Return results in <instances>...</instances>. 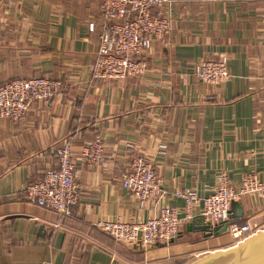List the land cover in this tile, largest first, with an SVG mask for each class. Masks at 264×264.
I'll list each match as a JSON object with an SVG mask.
<instances>
[{
	"label": "crops",
	"instance_id": "1",
	"mask_svg": "<svg viewBox=\"0 0 264 264\" xmlns=\"http://www.w3.org/2000/svg\"><path fill=\"white\" fill-rule=\"evenodd\" d=\"M102 1L0 0V85L64 81L60 95L33 102L21 120L0 118V264H186L233 247L232 237H203L192 228L205 225L195 213L172 241L141 250L98 224L118 215L145 221L165 205L181 211L176 192L206 197L220 174L264 181V3L169 0L162 12L170 34L130 68L99 59V33L89 24L99 27ZM219 56L228 59L225 84L193 76L195 62ZM96 135L101 165L84 156ZM68 140L79 196L61 216L30 203L24 189L57 168L55 149ZM135 156L152 161L161 179L163 196L145 207L120 184ZM230 216L264 228V200L244 196Z\"/></svg>",
	"mask_w": 264,
	"mask_h": 264
},
{
	"label": "built area",
	"instance_id": "2",
	"mask_svg": "<svg viewBox=\"0 0 264 264\" xmlns=\"http://www.w3.org/2000/svg\"><path fill=\"white\" fill-rule=\"evenodd\" d=\"M169 0H103L102 20L97 28L89 24V30L99 33V59L102 63L134 67L149 52L154 41L165 39L172 30V20L162 10ZM216 3L222 0H203ZM264 3V0H261ZM264 21V18H263ZM192 74L207 85H223L230 79L228 59L225 56L203 58L195 62ZM64 87L61 79L31 77L15 79L0 85V118L19 121L24 118L33 102H47L60 95ZM71 140L55 149L58 166L47 169L41 179L29 184L24 193L26 199L42 208L56 211L61 216L71 213L78 202L79 186L76 182L75 163ZM104 140L96 135L86 147L84 156L93 165L104 161ZM121 186L139 201L142 207L163 196L161 179L152 161L135 156L128 169L120 177ZM257 196L264 200V181L255 174L246 175L240 182H233L226 174H220L211 193L200 198L196 191H178L176 196L185 200L181 211L163 206L159 214L145 221H127L118 215L102 221L98 226L116 242L141 250L172 241L185 222L196 216L210 229L227 222L226 232L234 246L243 243L264 230L249 223L230 221L232 203L244 196Z\"/></svg>",
	"mask_w": 264,
	"mask_h": 264
},
{
	"label": "water",
	"instance_id": "3",
	"mask_svg": "<svg viewBox=\"0 0 264 264\" xmlns=\"http://www.w3.org/2000/svg\"><path fill=\"white\" fill-rule=\"evenodd\" d=\"M231 218L230 216V221H233ZM227 225L228 223L224 222L213 231L209 230L210 226L206 224L194 225L192 228L203 233V237L209 238L225 233ZM188 264H264V230L243 243L199 256Z\"/></svg>",
	"mask_w": 264,
	"mask_h": 264
},
{
	"label": "rangeland",
	"instance_id": "4",
	"mask_svg": "<svg viewBox=\"0 0 264 264\" xmlns=\"http://www.w3.org/2000/svg\"><path fill=\"white\" fill-rule=\"evenodd\" d=\"M53 80H55V79H53ZM196 258H198V257H193L192 259H189V260H187V261H189V262H191L192 260H195ZM188 262V263H189ZM187 262H186V264H188Z\"/></svg>",
	"mask_w": 264,
	"mask_h": 264
}]
</instances>
